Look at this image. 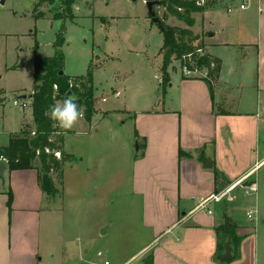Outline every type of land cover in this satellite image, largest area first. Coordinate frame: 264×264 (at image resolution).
Returning a JSON list of instances; mask_svg holds the SVG:
<instances>
[{
  "label": "crops",
  "instance_id": "obj_1",
  "mask_svg": "<svg viewBox=\"0 0 264 264\" xmlns=\"http://www.w3.org/2000/svg\"><path fill=\"white\" fill-rule=\"evenodd\" d=\"M193 15L196 21L189 28L207 46L206 52L221 60L214 90L200 72L187 75L181 69L179 75L170 72L156 105L105 111L106 118H131L133 137L140 143L130 181L133 195L141 201L140 233L145 235H139L145 244L123 260L112 259L115 264L146 250L151 264H222L216 256L227 219L237 240L232 244L235 258L228 264H264V215L256 202L261 187L259 181H250L264 168V0H209L203 13ZM26 100L32 104V98ZM91 121L81 118L77 127L64 129L70 170L88 157L66 137L85 133ZM20 131H7L8 141L11 133ZM3 144L0 147L9 145ZM4 176L0 264H49L44 262L41 239L50 236L53 215L60 212L54 206L56 197L42 190L35 168L9 170L7 165ZM241 182L255 183L257 191L247 195L251 198L243 217L232 205ZM229 186L232 192L221 202L208 204L212 214L201 208L204 199ZM254 209V219H249L246 214Z\"/></svg>",
  "mask_w": 264,
  "mask_h": 264
},
{
  "label": "rangeland",
  "instance_id": "obj_2",
  "mask_svg": "<svg viewBox=\"0 0 264 264\" xmlns=\"http://www.w3.org/2000/svg\"><path fill=\"white\" fill-rule=\"evenodd\" d=\"M74 1V20L65 21L54 19L67 8L62 0H0V131L5 132L0 135V143L5 141L3 145H8L10 131H20L27 123H34L31 102L23 107L14 101H21L17 96L34 91L35 60L55 55L64 23L63 70L75 76L93 71L96 112L90 119L92 123L85 133L66 137L88 158L79 160L75 171L68 169L70 158L62 170L51 173L58 192L52 195L57 199L54 206L60 212L51 221L53 234L41 239L44 262L49 264H99V250L111 260H123L145 244L139 235L143 226L141 201L133 195L130 181L132 160L137 155L135 123L119 115L104 116L109 114L106 110L114 108L156 105V98L164 95L165 88L159 81L163 79V55L159 49L164 34L149 16L145 0ZM203 6L206 8L207 4ZM41 11L44 15L37 18ZM156 12L167 26L188 27L186 22L168 15L164 4L156 7ZM197 19H201L200 14ZM201 33L206 35L204 28ZM196 45L201 46L198 54L207 51L203 41ZM168 68L172 75L185 70L179 59H174ZM202 72L206 74L205 70ZM82 119L89 121L85 115ZM250 181H259L256 202L264 215V168L258 179L253 177ZM255 183L251 186L242 182L237 186L240 193L232 205L242 217L251 198L247 195L257 192ZM107 227L109 232L102 234ZM147 251L141 252L144 258L149 256Z\"/></svg>",
  "mask_w": 264,
  "mask_h": 264
},
{
  "label": "trees",
  "instance_id": "obj_3",
  "mask_svg": "<svg viewBox=\"0 0 264 264\" xmlns=\"http://www.w3.org/2000/svg\"><path fill=\"white\" fill-rule=\"evenodd\" d=\"M67 4V8L54 19L74 20L73 4L74 0H62ZM42 2L38 4L40 7ZM168 15L176 17L187 23L186 28H173L164 24L163 44L160 47V54L163 55L161 72L163 74L162 85L169 79V66L174 59L181 60L182 66H187L192 71L206 70L204 79L208 81L214 90L212 81L216 80L221 70V60L212 57L208 52L198 54L201 46L196 45L199 36L189 28L195 24L193 13L205 8L197 1L189 0H164ZM182 8V9H179ZM44 12L38 13L37 18H41ZM66 25H62L59 38L55 44L54 56L37 57L34 67V86L32 96V106L34 112V125L27 124L20 132L11 133L8 146L0 147V161L5 159L9 170H27L35 168L38 170L40 185L44 192L56 195L57 189L54 185V178L51 175L53 170H62L65 162L71 157L65 151L64 135L66 130L57 126V122L50 118L49 108L57 101L64 100L66 94L73 90L79 97L78 105L83 113L90 120L96 112L95 108V87H93V71L89 69L86 75L72 76L68 74L60 75L63 69L66 55L62 49L66 41L64 36ZM191 55V56H190ZM190 57V58H189ZM212 65H214L212 67ZM83 108V110H82ZM60 152L61 157L57 158L55 153ZM60 174V173H59ZM14 194L9 192L8 206L11 207ZM225 226L221 230L220 247L216 256L222 264H228L230 260L221 257L226 249L228 236L236 242V237L232 230L231 219H227ZM233 256V255H232ZM235 258V257H234ZM145 264H151L150 256L145 258Z\"/></svg>",
  "mask_w": 264,
  "mask_h": 264
},
{
  "label": "built area",
  "instance_id": "obj_4",
  "mask_svg": "<svg viewBox=\"0 0 264 264\" xmlns=\"http://www.w3.org/2000/svg\"><path fill=\"white\" fill-rule=\"evenodd\" d=\"M189 1H194V0H189ZM195 1H197V3L199 5H202L203 6V5H206L209 0H195ZM240 7L242 9H244L246 7V4L244 3ZM179 9H182V8H179ZM232 9H233L232 8V5L229 6L228 7V12H231ZM182 67L185 69L184 71H185V74H187V75H191L192 73H198L199 72V71H192L187 66H182ZM160 82H162V78H160ZM103 100H105V98ZM27 102H28L27 100H21V101L15 100L14 101V104L17 105V106L26 107ZM55 155H56L57 158H60L61 157V153L60 152H56ZM232 189L233 188H231L230 186L229 187H226L222 191H219V193H216V194L212 195L211 197H209L207 199H204L201 202V205H200L201 208L202 207L203 208H206L207 211L210 214H212L213 213V210L209 209L208 204H210V203H212V204H218L219 202H221L223 200L224 197H226L227 195H229L232 192ZM247 191H249V190H247ZM255 213H256L255 209L248 211V213H247L248 218L249 219H254ZM97 257L98 258H101V262L99 264H115L113 260L109 259L106 256V254H105V252L103 250H99L98 251ZM144 259L145 258L143 257V254L140 253L138 255L133 256V258L130 259L129 261H126V262H123V263H116V264H145V260Z\"/></svg>",
  "mask_w": 264,
  "mask_h": 264
},
{
  "label": "clouds",
  "instance_id": "obj_5",
  "mask_svg": "<svg viewBox=\"0 0 264 264\" xmlns=\"http://www.w3.org/2000/svg\"><path fill=\"white\" fill-rule=\"evenodd\" d=\"M78 100L79 97L73 92L66 96L62 103H54L49 108L50 118L57 122L60 128L72 129L83 115Z\"/></svg>",
  "mask_w": 264,
  "mask_h": 264
},
{
  "label": "water",
  "instance_id": "obj_6",
  "mask_svg": "<svg viewBox=\"0 0 264 264\" xmlns=\"http://www.w3.org/2000/svg\"><path fill=\"white\" fill-rule=\"evenodd\" d=\"M133 2H137L139 0H132ZM147 7H148V14L151 17L152 21L157 24L159 26L160 29L163 30L164 25H163V20L158 17L157 12H156V7L161 6L162 4H164V0H145ZM60 75H64L66 74V72L62 69L60 70ZM73 93V90H70L66 96H68L69 94ZM33 96V93H25L22 95L17 96L20 100H26V99H31ZM140 150V143L139 140L137 139V155L139 153ZM207 163H205L206 165ZM211 166V164L208 166H206L207 168H209ZM7 169V162L6 160H1L0 161V179L4 180L6 177L4 176V173ZM107 232V228H104L102 230V234H105ZM227 242H226V250L225 253L222 255V258L225 260H233L234 257L232 256V248H233V240H231V236L229 235L227 238Z\"/></svg>",
  "mask_w": 264,
  "mask_h": 264
}]
</instances>
